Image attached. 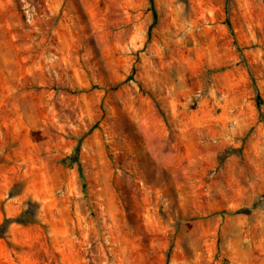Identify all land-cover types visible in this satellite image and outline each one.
<instances>
[{"label":"rangeland","instance_id":"1","mask_svg":"<svg viewBox=\"0 0 264 264\" xmlns=\"http://www.w3.org/2000/svg\"><path fill=\"white\" fill-rule=\"evenodd\" d=\"M155 5L0 0V264H264V0Z\"/></svg>","mask_w":264,"mask_h":264},{"label":"trees","instance_id":"2","mask_svg":"<svg viewBox=\"0 0 264 264\" xmlns=\"http://www.w3.org/2000/svg\"><path fill=\"white\" fill-rule=\"evenodd\" d=\"M148 1H149V8H150V10L152 12V23L150 25V31H149V32H151V29L157 24V21H158V13H157L156 5H155V0H148ZM226 24L228 26V29H229L231 35L233 36V42L237 46L240 55L241 56H244V54L242 52V48L239 45L238 40H237V38L235 36V32L233 30V26H232L231 20L229 18L226 19ZM244 61H245V59H244ZM248 68H250V67H248ZM259 98L260 97H258V100H260ZM258 109H259V114L262 117V121L264 122V112L261 109V101H258ZM78 151H79L78 148H76L75 155H74L75 156L74 159H75V161L77 162V164L79 166L78 167L79 175H80L81 179L84 180L83 169H82L81 164L79 163L78 157H77L78 156ZM29 212H30V210H28L26 208V209H24L20 214H18L14 218L5 216L4 217V221L0 224V234H2L3 233V230H5L6 228H8L9 225L13 221L14 222H18V223H26V222H28L29 219H27V217L31 215V213H29Z\"/></svg>","mask_w":264,"mask_h":264}]
</instances>
